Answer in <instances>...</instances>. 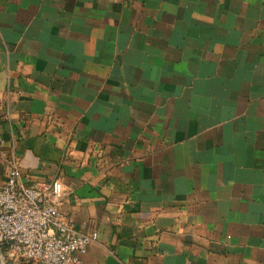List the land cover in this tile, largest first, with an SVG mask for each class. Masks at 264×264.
<instances>
[{"label": "crops", "instance_id": "1", "mask_svg": "<svg viewBox=\"0 0 264 264\" xmlns=\"http://www.w3.org/2000/svg\"><path fill=\"white\" fill-rule=\"evenodd\" d=\"M11 158L79 264H264V0H0Z\"/></svg>", "mask_w": 264, "mask_h": 264}, {"label": "built area", "instance_id": "2", "mask_svg": "<svg viewBox=\"0 0 264 264\" xmlns=\"http://www.w3.org/2000/svg\"><path fill=\"white\" fill-rule=\"evenodd\" d=\"M67 194L61 180L48 189L29 186L11 158L0 185V254L3 264L36 260L42 264H79L78 253L97 239L82 233L58 206Z\"/></svg>", "mask_w": 264, "mask_h": 264}, {"label": "water", "instance_id": "3", "mask_svg": "<svg viewBox=\"0 0 264 264\" xmlns=\"http://www.w3.org/2000/svg\"><path fill=\"white\" fill-rule=\"evenodd\" d=\"M0 264H3V263H2V259H1V254H0Z\"/></svg>", "mask_w": 264, "mask_h": 264}]
</instances>
